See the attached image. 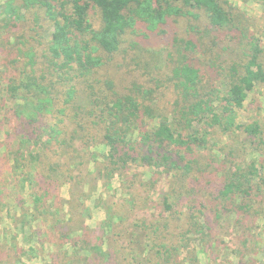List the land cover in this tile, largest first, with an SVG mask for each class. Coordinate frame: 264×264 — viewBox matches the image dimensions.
Here are the masks:
<instances>
[{
    "label": "trees",
    "instance_id": "obj_1",
    "mask_svg": "<svg viewBox=\"0 0 264 264\" xmlns=\"http://www.w3.org/2000/svg\"><path fill=\"white\" fill-rule=\"evenodd\" d=\"M182 16L197 23L172 38L165 69L142 41L123 48ZM17 27L0 98V264H246L225 252L260 243L264 217V123L240 117L264 85L257 21L229 0H0V29ZM118 55L151 66L136 67L145 82ZM119 181L129 199L107 202Z\"/></svg>",
    "mask_w": 264,
    "mask_h": 264
},
{
    "label": "rangeland",
    "instance_id": "obj_2",
    "mask_svg": "<svg viewBox=\"0 0 264 264\" xmlns=\"http://www.w3.org/2000/svg\"><path fill=\"white\" fill-rule=\"evenodd\" d=\"M230 2L235 3L240 10L245 13L248 17L253 18L257 21V29H258V35L261 36L260 38L263 41L264 45V0H229ZM95 19V23H98L97 16H93ZM195 22L191 17L182 16V17H171L168 19V25L167 30L169 31V34L164 38L160 37L159 35H152L150 39H146L144 29L138 28L136 34H128L125 37L123 48H130L135 50V45L140 42L141 45H143L146 49H152L154 52V58H156L158 61V67L166 68L165 58L169 51V46L171 43L172 38L176 36H184L186 37V32L189 27L193 26ZM24 29H27V26H24ZM23 29L21 27H17L11 32H7L6 30L0 29V98H1V89H3V86L5 84V81L8 80V77L13 75V69L10 63H12V59L14 58V52L12 50V42L14 39V36L19 35ZM10 35H14L10 40ZM159 36V37H158ZM139 53V51H138ZM136 55V54H135ZM132 55L130 57L124 58L122 55H118L119 59H117V63H122L126 66V70L130 72V78L134 81H140L143 82L146 78L141 75L140 71L136 69V67L142 68L147 67V65L143 61H138L136 59V56ZM155 60V59H152ZM19 64H15V66L18 67ZM148 71H151V66L147 67ZM121 74V72H120ZM150 78V77H148ZM145 82V81H144ZM170 97V96H169ZM255 99L254 103L250 104V102ZM240 117L242 121H245L249 118H257L260 121L264 123V85L258 88L256 91L250 94L247 108L245 110H242L240 112ZM2 166V165H1ZM9 169L7 167L3 166V173L7 174ZM141 175H144V179H149L150 176L155 174V172L149 170V169H140L139 172ZM4 174V175H5ZM141 177V176H140ZM164 181H161L159 184L156 192L153 194L154 200L159 201V192L164 187ZM120 181L115 182L114 185H112L111 190L107 191V202L108 199L110 201H118L119 203H123V194H125V197L129 199V194L124 193L122 190L119 189ZM127 188H132L127 181L126 183ZM104 211H102L100 208L93 210V220L91 221V224L94 225L97 220H101L104 217ZM99 220V221H100ZM259 228L257 227L255 229V235L256 238L259 239L260 243H243L241 245H234L233 243H228V238H225L224 240L226 243H228L230 246V249H226L225 253H230L231 259H234L236 257V254H234V249H239L240 252L244 253L246 256V264H264V217L258 220ZM246 245V247H245ZM48 249V248H47ZM45 249V256L47 255L48 251ZM217 252L214 251V255ZM42 257H44V253H41ZM226 257V256H225ZM224 259V258H223ZM40 261V260H38ZM29 264L30 262H26Z\"/></svg>",
    "mask_w": 264,
    "mask_h": 264
}]
</instances>
